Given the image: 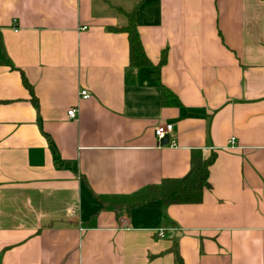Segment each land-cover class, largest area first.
Masks as SVG:
<instances>
[{
	"label": "crops",
	"instance_id": "crops-1",
	"mask_svg": "<svg viewBox=\"0 0 264 264\" xmlns=\"http://www.w3.org/2000/svg\"><path fill=\"white\" fill-rule=\"evenodd\" d=\"M0 48L1 264H264V0H0ZM194 151L202 203L130 207Z\"/></svg>",
	"mask_w": 264,
	"mask_h": 264
},
{
	"label": "trees",
	"instance_id": "trees-1",
	"mask_svg": "<svg viewBox=\"0 0 264 264\" xmlns=\"http://www.w3.org/2000/svg\"><path fill=\"white\" fill-rule=\"evenodd\" d=\"M129 17L130 22L128 26L122 30L129 36L131 66L137 68L150 67L156 72H159L160 68L166 63V57L164 56L161 63L157 66H154L150 62L135 23V13L133 12ZM1 50L2 48H0V51ZM12 68L14 69L13 66ZM22 80L26 89L32 94L33 103L38 108L39 105L34 95V89L24 74H22ZM161 96L164 106L177 107L180 105L178 97L163 85H161ZM215 160L216 155H212L210 158L205 159L201 151H194L192 154L191 170L184 178L168 179L163 181L159 186H151L147 191L144 201L130 205V207L153 206L158 202H162L164 206L202 203L204 190L210 187L208 183L210 167L214 164ZM56 163H58L57 160ZM175 253L176 264H183V259L177 249Z\"/></svg>",
	"mask_w": 264,
	"mask_h": 264
},
{
	"label": "built area",
	"instance_id": "built-area-1",
	"mask_svg": "<svg viewBox=\"0 0 264 264\" xmlns=\"http://www.w3.org/2000/svg\"><path fill=\"white\" fill-rule=\"evenodd\" d=\"M80 96L84 100H88L91 98V95L89 94L87 90H83L80 93ZM78 115H79L78 108H72L68 111V117L72 120H76L78 118ZM171 132H172V126L166 125L162 127L160 126L157 127L155 134H156L158 141L161 143ZM232 143L234 144V139H232ZM159 234H160V237L162 238L165 237L164 231H160ZM0 264H1V260H0Z\"/></svg>",
	"mask_w": 264,
	"mask_h": 264
},
{
	"label": "water",
	"instance_id": "water-1",
	"mask_svg": "<svg viewBox=\"0 0 264 264\" xmlns=\"http://www.w3.org/2000/svg\"><path fill=\"white\" fill-rule=\"evenodd\" d=\"M168 139V136L161 142L162 145L166 144L167 143V140Z\"/></svg>",
	"mask_w": 264,
	"mask_h": 264
}]
</instances>
